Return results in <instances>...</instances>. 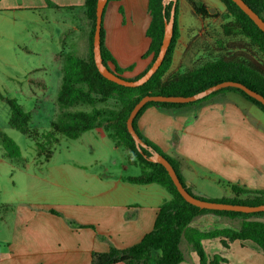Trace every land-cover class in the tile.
Wrapping results in <instances>:
<instances>
[{"label":"crops","instance_id":"crops-1","mask_svg":"<svg viewBox=\"0 0 264 264\" xmlns=\"http://www.w3.org/2000/svg\"><path fill=\"white\" fill-rule=\"evenodd\" d=\"M85 1L0 0V11L13 15L47 12L54 23L50 37L58 44L53 58L63 66L70 53L89 58L92 22ZM200 1L210 11L223 14L226 10L221 0ZM148 6L149 0H110L103 14L107 49L119 66H133L125 76L135 77L151 64L152 55L143 56L151 42L147 35L151 22ZM178 6L179 37L166 75L182 74L197 66L193 55L197 50L191 42L204 33L201 26L211 25L213 31L231 19L195 16L189 0H178ZM221 35L224 39L231 37L223 30ZM137 126L178 163L194 195L231 198L232 185L264 190V111L240 93L225 91L175 106L150 105L139 116ZM128 160L135 165L130 155ZM129 168V163L123 165L124 170ZM124 176L136 175L88 172L85 177L92 180L93 189L81 191L77 201L17 206L0 201L7 206L6 211H0V264H91L94 251L106 252L111 246L126 248L139 242L152 230L160 205L171 194L161 184L132 183ZM50 207L59 214L51 212ZM195 218L205 223L231 222L237 229L245 220L264 221L262 216L245 218L214 212H202ZM183 238L187 241L185 251ZM183 238L180 247L185 259L180 264H199L198 254ZM202 242L207 255L219 253L225 258L222 264H264V252L250 239H235L228 246L222 244L220 236Z\"/></svg>","mask_w":264,"mask_h":264},{"label":"trees","instance_id":"trees-1","mask_svg":"<svg viewBox=\"0 0 264 264\" xmlns=\"http://www.w3.org/2000/svg\"><path fill=\"white\" fill-rule=\"evenodd\" d=\"M109 1L110 0H108V2ZM221 1L226 7L223 14L218 11H210L200 0H189L192 5L193 13L196 15L203 18L218 16H222L225 19L231 18L229 21L222 24L224 35L232 36L239 33L245 36L249 39L250 43L258 49L264 58V31H262L233 0ZM244 1L264 19V0ZM96 2L97 0L85 1L87 16L92 22L89 58L83 59L73 53L65 56L62 71V83L57 96L58 102L63 106L73 105L78 102L93 104L97 99L105 100L113 94L118 95L123 102V106L116 114H114V120L111 123L108 122L105 124V129L108 131L109 136L116 140L118 144L124 145L131 151L134 155V162L141 167L142 171L139 175L124 176L123 178L132 183L161 184L169 191L171 198L160 205L152 230L147 232L139 242L126 248L111 246L106 252L94 251L92 252L91 264H111L120 261H123L126 264H180V262L185 259L184 253L180 247L183 237L187 238L189 243H191L193 250L198 254L199 264H222L225 260V258L219 253H215L212 256L207 255L202 244V239L204 238L220 236L221 242L224 246H228L229 242L235 239H250L264 252V222L261 220H245L238 229L221 228L209 231L196 229L188 231V225L202 212H214L217 214L243 216L247 218L251 216H264V211L241 212L233 210L207 209L200 208L187 202L177 190L166 168L161 163L150 161L144 155L146 154L149 156V150L143 148V152H140L137 149L135 141L126 126V120L132 107L146 94L187 96L224 80H236L264 95V64L254 56L242 57L235 53H228L208 59L205 62L186 70L182 74L174 73L166 75L165 73L172 63L173 51L179 37V6L177 0L175 7L174 33L161 66L148 81L140 86L130 87L120 85L104 77L99 72L94 61L93 36L96 19ZM172 5L173 0H170L165 6H163L162 0H149L148 7L151 14V22L147 29V35L150 37L151 42L143 56L146 57L151 54V64L159 52L164 34V19H169ZM106 7L107 4L104 8L103 14ZM235 47H238L239 49L244 48L241 44H238ZM101 55L103 63L110 70L128 79H136L146 71L145 70L135 77L125 76L124 73L132 70L133 66H119L113 55L107 49L105 45L103 21L101 27ZM225 91H235L240 93L245 98L261 107L264 111V105L248 95L244 90L234 86H227L220 88L201 99L191 102L148 101L139 110L133 120L134 128L139 136L150 147H152L154 151L163 154L170 160L184 187L191 194H193L192 191L187 187L179 172L178 163L164 153L158 145L141 133L137 126V120L144 109L150 105L175 106L188 104L207 99L217 93ZM5 99L11 109L9 119L10 125L28 135H32V133L36 132L32 130L28 124L31 118L30 111L24 110L15 98L5 97ZM100 114L101 111L96 107H94L91 112L84 110L69 112V119L67 121L53 122L52 127L57 133H63L69 137L76 138L83 131L96 127L99 123ZM51 134L53 135V132ZM3 141L7 146L12 147L11 152H18V148L8 136L3 135ZM49 156L50 154L47 155V157ZM232 191L234 196L231 198L207 200L249 205L264 203V190H250L237 185H232ZM49 210L53 213L59 214V211L52 207H50Z\"/></svg>","mask_w":264,"mask_h":264},{"label":"rangeland","instance_id":"rangeland-1","mask_svg":"<svg viewBox=\"0 0 264 264\" xmlns=\"http://www.w3.org/2000/svg\"><path fill=\"white\" fill-rule=\"evenodd\" d=\"M52 23L49 14L43 11L23 15L0 11V201L10 202L12 206L77 201L81 191L93 189L92 180L85 177L88 172L111 176L142 172L138 164L128 160L129 155L134 158L131 151L118 145L105 129V124L111 123L123 106L118 95L97 99L93 104L78 102L63 106L58 102L63 66L53 58L58 44L50 37ZM204 28V33L191 42L197 50L193 52L197 65L228 53L254 56L264 64L263 56L245 36L236 33L224 39L221 26L213 31L211 25L201 26V30ZM238 44L244 48L235 47ZM5 97L15 98L24 110L30 111L28 124L36 132L28 135L10 125L11 109ZM94 107L101 114L93 129L83 131L76 138L53 130L52 123L67 121L69 112H91ZM3 135L13 141L17 153L11 152L12 147L3 141ZM126 163L130 168L124 170ZM212 189L219 192L216 187ZM6 210L7 206L0 205L1 212ZM225 227L237 229L231 222L205 223L195 218L187 230ZM186 242L183 238V250Z\"/></svg>","mask_w":264,"mask_h":264},{"label":"water","instance_id":"water-1","mask_svg":"<svg viewBox=\"0 0 264 264\" xmlns=\"http://www.w3.org/2000/svg\"><path fill=\"white\" fill-rule=\"evenodd\" d=\"M170 0H162L163 6L166 5ZM254 22L255 24L264 31V19L255 12L244 0H233ZM108 0H97L96 2V19H95V30L93 36V55L95 64L99 72L106 77L107 79L114 81L120 85L136 87L144 84L148 81L152 75L158 70L161 66L167 49L171 43L172 36L174 33V20H175V7L177 0H173L172 10L169 19H164V34L162 42L159 48V52L150 65V67L138 78L128 79L124 76L118 75L114 71L110 70L104 63L101 55V27H102V18L103 11L107 4ZM227 86H234L244 90L248 95L255 98L264 105V95L246 84L236 81V80H224L216 84L210 85L209 87L196 92L192 95H163V94H146L142 96L132 107L129 116L126 120V126L131 136L133 137L136 147L140 152H143V148L149 150L150 155L147 156L144 154L150 161L161 163L166 170L168 171L172 181L174 182L177 190L182 195V197L189 203L196 205L200 208L207 209H217V210H233L241 212H258L264 211V203L257 205L249 204H239V203H230V202H221L214 200H207L191 194L181 182L174 166L168 158L163 154L154 151L136 132L133 120L136 117L139 110L148 102V101H162V102H191L198 99H201L212 92Z\"/></svg>","mask_w":264,"mask_h":264}]
</instances>
